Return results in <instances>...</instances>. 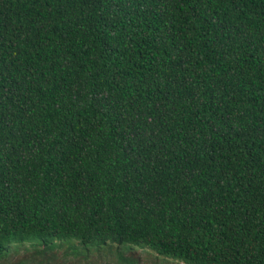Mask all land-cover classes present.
<instances>
[{
  "label": "trees",
  "instance_id": "1",
  "mask_svg": "<svg viewBox=\"0 0 264 264\" xmlns=\"http://www.w3.org/2000/svg\"><path fill=\"white\" fill-rule=\"evenodd\" d=\"M21 245L264 264V0H0V261Z\"/></svg>",
  "mask_w": 264,
  "mask_h": 264
},
{
  "label": "rangeland",
  "instance_id": "2",
  "mask_svg": "<svg viewBox=\"0 0 264 264\" xmlns=\"http://www.w3.org/2000/svg\"><path fill=\"white\" fill-rule=\"evenodd\" d=\"M29 245H21L18 248V252L11 254L8 258L0 261V264H38V260L34 257L27 258V247ZM138 255L137 261L134 264H175L165 262L162 258L158 256L155 252H142L138 251L134 253ZM94 260V264H133L127 263L122 260L117 259L114 255H103L102 257L91 258ZM85 260V259H84ZM93 264V261H90Z\"/></svg>",
  "mask_w": 264,
  "mask_h": 264
}]
</instances>
